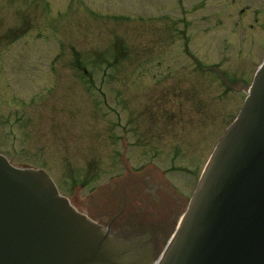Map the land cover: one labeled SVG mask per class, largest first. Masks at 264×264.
<instances>
[{
  "label": "rangeland",
  "instance_id": "1",
  "mask_svg": "<svg viewBox=\"0 0 264 264\" xmlns=\"http://www.w3.org/2000/svg\"><path fill=\"white\" fill-rule=\"evenodd\" d=\"M263 57L264 0H0V155L87 218L109 222L134 175L172 212Z\"/></svg>",
  "mask_w": 264,
  "mask_h": 264
},
{
  "label": "water",
  "instance_id": "2",
  "mask_svg": "<svg viewBox=\"0 0 264 264\" xmlns=\"http://www.w3.org/2000/svg\"><path fill=\"white\" fill-rule=\"evenodd\" d=\"M41 170L0 156V264H125ZM155 264H264V60Z\"/></svg>",
  "mask_w": 264,
  "mask_h": 264
},
{
  "label": "flooded vegetation",
  "instance_id": "3",
  "mask_svg": "<svg viewBox=\"0 0 264 264\" xmlns=\"http://www.w3.org/2000/svg\"><path fill=\"white\" fill-rule=\"evenodd\" d=\"M131 182L136 183L135 189L133 190L135 195L132 196L133 193H126L124 190L122 198L118 195L108 197L110 202L107 203L109 209L107 214H112L111 207L115 201L118 203L116 206V215L109 222L105 218H98L96 220L90 218V220L104 233L109 235L113 246L122 251H120L118 257H130V260L128 262L126 261V264H151L160 255L163 249L162 246L164 247L171 237L176 226V221L180 218L179 216L182 215L186 206L183 201H178L176 197L168 194L170 200L176 201L175 209L171 212V205L166 202V205L163 206L161 202L162 197L156 191L158 187L151 185L147 178L134 175ZM175 195L177 196L176 193ZM116 197L119 199H116ZM133 200L146 203L154 208L152 215H146L144 217L141 213L142 219L146 220L145 222L138 221V219H141L140 213L136 215L137 211L134 213L131 211V207H135L134 204L133 206L131 204ZM73 202L78 205L76 199ZM128 207L131 209L130 213L127 212ZM163 207L165 208V213L162 216L161 212ZM182 207L183 210L181 211ZM100 210L102 211V209ZM160 216L161 218L159 220ZM123 217L125 218V224L131 222L134 227L128 229L125 224H121L120 227L114 228L115 223H117L116 221H118L117 219Z\"/></svg>",
  "mask_w": 264,
  "mask_h": 264
},
{
  "label": "bare ground",
  "instance_id": "4",
  "mask_svg": "<svg viewBox=\"0 0 264 264\" xmlns=\"http://www.w3.org/2000/svg\"><path fill=\"white\" fill-rule=\"evenodd\" d=\"M101 235L103 236V233H102V231L100 230V236H101Z\"/></svg>",
  "mask_w": 264,
  "mask_h": 264
}]
</instances>
